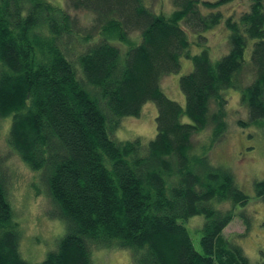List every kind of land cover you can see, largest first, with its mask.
Instances as JSON below:
<instances>
[{
  "label": "trees",
  "instance_id": "obj_1",
  "mask_svg": "<svg viewBox=\"0 0 264 264\" xmlns=\"http://www.w3.org/2000/svg\"><path fill=\"white\" fill-rule=\"evenodd\" d=\"M61 1L0 0L6 144L40 175L49 217L64 227L40 264H93L92 246L128 250L133 264H253L223 236L235 217L248 231L249 221L235 209L249 198L208 152L227 132L229 90L240 93L247 113L238 125L264 127V0H249L248 11L228 17L219 9L234 0H172L169 17L144 0ZM69 9L94 15L99 41L89 43L94 32L79 35ZM222 23L229 50L215 62L204 35ZM182 26L196 35L200 53H191ZM135 32L138 44L129 36ZM111 41L127 47L124 60ZM77 44L85 47L75 51ZM183 58L192 70L179 80L181 106L160 81L178 73ZM244 78L251 80L244 85ZM149 102L157 108L153 139L112 138L123 118L139 117ZM205 130L208 144L195 152L194 137ZM2 164L0 154V264H28ZM254 191L264 205V179ZM196 217H203L200 227ZM186 226L199 231L200 251Z\"/></svg>",
  "mask_w": 264,
  "mask_h": 264
},
{
  "label": "rangeland",
  "instance_id": "obj_2",
  "mask_svg": "<svg viewBox=\"0 0 264 264\" xmlns=\"http://www.w3.org/2000/svg\"><path fill=\"white\" fill-rule=\"evenodd\" d=\"M49 1L62 3L61 0ZM171 1L144 0V4L154 13L169 17L173 11ZM205 1L214 2L217 0ZM249 5V0H234L220 7L219 11L224 17L237 16L248 11ZM68 12L75 18V30L81 29L80 36L84 35L83 31L85 30L86 32H94L89 43L100 40V35L91 30L94 25V15L92 13L73 11L72 9H69ZM183 29L186 32L188 41L191 43V53H200L204 48L200 49L195 45L194 42H197L196 35L192 34L187 27H183ZM129 36L132 40L137 41V32L130 33ZM204 36L208 39L207 46L212 61L216 62L228 52V32L224 29L223 23L213 31L205 33ZM110 43L119 48L121 60H124L127 47L118 41H111ZM138 43H140V37L135 42V44ZM77 45L74 46L75 51L85 47V45ZM251 47L252 43L249 44L245 52L244 58L247 64ZM70 57L75 58V55ZM247 68H249L248 65ZM191 70V62L183 58L179 72L165 76L160 81L162 92L181 106L185 105V99L179 88V80ZM243 82L244 85L249 83L246 82L245 78ZM239 97L240 93L238 91H227V132L208 152V158L212 165L228 168L234 176L235 186L249 198L247 206H237L235 209L236 214H243L249 221L248 231H245L246 228L243 222L238 220L239 217H235L223 230V236L230 243L240 246L251 263L255 264L261 261L264 262V205L255 199L254 194L255 182L264 179V127L256 125L241 127L238 125L239 120L247 121L248 118L246 110L239 105ZM156 117L157 108L155 104L152 102L146 103L142 107L139 117H126L121 120L120 126L114 132L112 138L118 141L140 138L144 143H148L156 135ZM183 121L189 122L186 118ZM9 127L10 118L0 119V154L4 157L2 171L7 180V196L13 211V219L18 224L21 232L19 250L22 258L28 264H40L45 255L54 249L64 227L59 220L49 217L52 205L46 195L40 175L27 168L9 150L6 144ZM209 137V130H205L200 136L194 137V142L198 144L194 147V151L198 152V149L206 146ZM220 208H230V204H222ZM195 219L199 220L200 227L203 217H196ZM190 225L194 226V223ZM186 227L189 230L194 248L200 251L199 231ZM90 249H92L93 264H133L128 250L119 248L96 250L94 246Z\"/></svg>",
  "mask_w": 264,
  "mask_h": 264
}]
</instances>
